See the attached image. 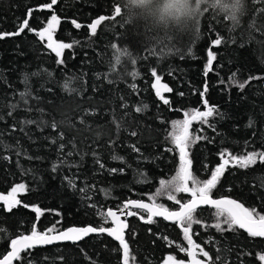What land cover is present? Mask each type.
Here are the masks:
<instances>
[{"label":"trees","instance_id":"16d2710c","mask_svg":"<svg viewBox=\"0 0 264 264\" xmlns=\"http://www.w3.org/2000/svg\"><path fill=\"white\" fill-rule=\"evenodd\" d=\"M50 2L0 0V33L16 31L17 25L28 18V10L33 9L31 28L41 30L55 13L60 19L55 38L69 44L79 41L64 50L61 57L64 63L57 65L55 53L45 47L35 32L26 29L19 36L0 39V116H3L0 119V140L3 141L0 195L19 183L27 189L17 194L21 203L10 212L4 210L0 201V253L8 251L11 238L30 234L33 224L41 232L52 226L57 230L73 225L99 227L100 212L117 209L129 199L149 201L160 187V180L171 179L179 168L178 150L168 151L174 148L168 133L172 131V122L183 120L185 112L205 110L199 95L205 82L208 91L203 99L209 106H215L219 114L208 117L206 124L194 121L191 125L193 135L204 137L188 149L192 174L201 181L209 179L211 170L221 162L222 151L235 156L264 151V35L249 27L254 17L258 24H264V14L260 12L264 9V0H247L246 14L235 27L222 17L205 14L199 23V36L196 30L186 33L175 42L172 51H163V54L147 28L126 23L121 15L103 21L96 35H90L87 25L100 15L111 16L113 4L119 0H57L51 9L39 7ZM73 19L81 25L79 29L71 23ZM217 36L223 42L213 46L211 41ZM113 43L121 50L127 48L136 64L127 57H122L117 64L116 50L111 48ZM209 48L216 59L213 70L205 76L203 69ZM152 49L156 50L155 54ZM152 67L161 75V83L173 90L162 93L170 101L168 105L151 88L155 81L151 76ZM43 69L51 72L52 77L30 76L33 95L40 100L31 99L28 106L21 103L9 116V105L17 103L18 93L24 90L23 74ZM133 71L139 73L136 79L131 75ZM234 73L239 82L248 80L250 75L259 79L250 80L241 90L229 79ZM105 74L113 83L107 82ZM70 77H80L74 83L70 81V87L80 89L81 94L69 95L62 90L65 79ZM131 84L136 85V90ZM124 103L128 105L126 109L121 108ZM141 103L148 106L147 110L136 113L134 107ZM26 107L32 110L26 111ZM39 108L44 109L43 116L37 111ZM85 109L93 114L85 115ZM81 117L86 125L79 123ZM114 117L123 124L119 133L112 123ZM250 117L254 125L248 127ZM25 119H43L49 125L53 120L66 123L55 131L50 126L36 124L25 125L21 131L20 121ZM61 131L63 140L57 138ZM130 131L138 134L130 136ZM53 138H57L56 143L52 142ZM73 139L75 148L70 143ZM61 143L65 148L58 154ZM130 145H135L140 152L133 151ZM70 151L72 156L67 155ZM94 151L105 165L103 169L95 162ZM78 152L87 153L83 160ZM113 154L124 157L126 163L113 160ZM61 159L67 164L53 171V163ZM112 168L123 172L110 173ZM69 180L75 183V188ZM262 180L264 163L259 160L248 168L228 165L211 196L230 197L264 214ZM81 188H87V192L82 193ZM102 188L109 189L111 195L106 197L100 191ZM175 195L182 203L189 198L185 192ZM157 202L169 209L179 206L166 195L157 197ZM32 206L41 209L38 220ZM215 211L209 207L196 210L201 223L192 226L194 242L209 252L215 264H264L259 259L264 254V239L250 237L238 227L217 231L213 227ZM138 212L146 217L144 212ZM153 220V223H143L136 215L128 218L125 240L130 249L129 264H161L167 254L177 259L189 258L186 252L180 251V247H187L181 228L159 218ZM118 248L119 243L105 234L90 235L77 243L34 248L22 254V261L13 264H28L29 260L34 264H122V250L116 251Z\"/></svg>","mask_w":264,"mask_h":264},{"label":"snow or ice","instance_id":"6c2138e0","mask_svg":"<svg viewBox=\"0 0 264 264\" xmlns=\"http://www.w3.org/2000/svg\"><path fill=\"white\" fill-rule=\"evenodd\" d=\"M57 3V0H51L50 3L39 6L40 8L51 9L53 5ZM114 11L111 16L100 15L99 18L93 19L91 24L87 25V28L90 31V35L94 36L97 33V28L101 23L105 20H114L116 17L121 15V7L119 3L113 4ZM33 9H29L27 12L28 18L23 19L22 23L17 25V30L14 32H2L0 33V39L9 36H19L26 29L30 32H35V34L39 37L40 41L43 42L47 39V44L45 47L51 52L55 53L57 57L56 63L57 65H61L64 63V60L61 59L64 50L68 48H72L73 44H79V41H73L72 44L57 42L53 39V34L56 31L57 25L60 23V19L58 16L53 13L50 18L47 20V24L39 31L30 27L29 20L32 16ZM260 12L264 14V9H261ZM216 16V15H215ZM224 20L226 18H223ZM75 28L79 29L81 25L77 23L75 19L71 21ZM238 24H233L235 27ZM249 27L255 29L261 35H264V24H258L257 18L254 17L249 24ZM197 36H199V26L196 29ZM223 42V38L217 36L214 40L211 41L213 46L221 45ZM243 47V45H241ZM111 48L115 49V61L117 64L120 63L122 57H127L131 60L133 65L136 64V59L132 58V54L128 51L127 48L121 50L117 47V44H111ZM152 54H155V49H152ZM161 54H163L162 49H160ZM172 51V48L169 49ZM179 52V49H176ZM188 54L191 55V49L189 48ZM181 58H183V54L181 53ZM216 59V54L209 48L207 51V63L204 66L203 73L205 76L209 74L213 70V61ZM111 72V66H110ZM170 74V73H169ZM42 75H47L49 78L52 77V73L47 69L38 70L31 74H23L22 83L24 84V90L18 93L19 101L17 103H13L9 105L11 109L8 112L9 116H12L13 111H15L20 104L22 103L25 106L29 105L31 99H35L37 101L40 100V97L34 96L31 90L30 84V76L32 77H40ZM133 79H136L139 76V73L133 71L131 73ZM151 76L155 78V81L151 84V88L155 90V95L163 102V104L168 105L170 101L166 99L162 93H169L173 90L166 83H161V75L157 74L156 67L151 68ZM236 74L234 73L229 79L232 83L236 84L241 90L244 89L246 84L250 80L259 79V77L249 76L248 80L239 82L235 79ZM100 77V74H97V78ZM80 79V77H70L66 78L62 90L68 92L69 95L75 93L77 95L81 94L80 89L70 87L71 83H74L76 80ZM105 79L108 83H113V80L108 79V74H105ZM43 87V85H41ZM130 87L133 90H136V85L131 84ZM50 91V89H49ZM208 91V84L205 82L204 90L199 93L202 98V103L205 108L204 111H200L199 109H192L184 113V119L180 121L172 122V131L168 133L170 138V142L174 145V148H169L168 151H176L179 153V168L176 170L174 176L171 179H161L159 184L160 187L157 189L156 193L149 197L150 203H145L143 201L138 200H127L123 202L122 206H118L116 210L112 208H108L105 211L100 212V216L102 219V223L99 227L87 226V227H71L67 230L57 231L55 226H52L45 231H38L36 224H33L30 234H19L15 238L10 239V250L7 251L6 254L0 253L2 255V259H0V264H13L14 261H22L24 253H29L30 250L34 249L37 246L51 245L57 241H78L88 236L90 233H106L108 236L112 237L114 240L119 242V248L116 251L122 250V264H129L130 259V249L129 244L125 240V229L129 226L128 224L121 219L122 215L126 216H135L138 215L136 211L132 209L142 210L146 212L147 219L146 223H153L154 217L162 216L165 220L173 221L178 227L181 228L183 232L184 240L187 242V247H180V251L186 252L189 257L188 264H215V261L212 260V257L209 255V252L206 251L199 244L195 243L191 234L193 224H200L201 221L196 217L195 213L199 205H210L215 208V217L216 223L213 225L217 229V231H231L235 230L237 227L239 229H244L250 237H264V214H260L256 211V209L245 207L242 203L237 202L234 199L230 198H220L213 199L211 196L212 190L217 186L218 181L223 175L225 168L230 163L239 166L240 168H248L257 163L259 160L261 163H264V151H253L249 152L246 155L235 156L227 153L226 151H222L220 153L221 162L211 170V177L206 180L197 179L192 172L190 171L192 166V161L189 159L188 149L192 144H194L197 140L203 139L204 137L195 136L190 132L191 125L194 121L199 122L201 124L208 123V117L213 116L214 114H219L218 109L215 106H209L208 101L203 99L206 92ZM183 95V93H180ZM128 105L126 103L121 105V108L126 109ZM146 104H139L134 107V111L136 113H142L147 110ZM26 111H31L30 107L25 108ZM41 113V116L44 114V109H37ZM85 115L93 114L90 110H84ZM127 115V113H125ZM0 119H3V116H0ZM66 123L61 120L59 122L53 120L49 125L47 121L41 119L37 120H29L25 119L20 121L22 125L21 131H23V126L36 124L39 126H50L54 131L58 130L60 125ZM80 124L86 125V121L83 117L79 120ZM113 125L116 128L117 133L121 131L123 128V124L121 120L116 119L115 117L112 120ZM254 125V120L250 117L248 122V127ZM69 127H75L74 125L69 124ZM87 130V127H86ZM126 130V129H125ZM137 131H130V136H136ZM99 136V133H97ZM59 140L64 139V133L61 131L58 133ZM53 138L52 142L56 143V139ZM72 143L73 148L76 147L75 140L70 141ZM0 144H3V141L0 140ZM5 147H11L10 145H4ZM133 148V151L139 153L140 149L135 145H130ZM65 148V145L61 143L58 148V154L62 153ZM20 155L21 153L18 151L17 153ZM26 154V153H25ZM80 155L81 160L84 159V155L87 153H76ZM68 156H72L73 152H68ZM92 155L95 158V162L99 164L100 168L103 169L105 165L100 163L97 153L94 151ZM227 156V158H226ZM7 159V157H4ZM113 160H119L122 163H126L124 157L113 154L111 157ZM143 158V157H142ZM67 164L65 159L59 160L57 163H53L52 170L56 171L58 167L64 166ZM72 166V165H68ZM117 171L123 172V169H109L110 173H115ZM69 184L71 187L75 188L76 185L72 180H69ZM262 186H264V180H262ZM26 185L20 183L11 188V190L7 193V195H0V201L3 202V208L5 211L10 212L12 209L16 208L20 205L21 201L17 198L18 193L25 192ZM82 193L87 192V188L79 189ZM101 192L104 193L106 197L111 195L109 189L102 188ZM191 193L192 199L186 203L180 202L175 193ZM166 195L167 199L170 201H175L179 204V210H169L165 205L157 202V197ZM28 207V205H25ZM32 211L36 213L37 220L39 219L41 213V209L36 206H32ZM141 219H143V215H141ZM111 222V227H105L104 225ZM226 226V227H225ZM179 247V245H178ZM199 255H202L205 259L201 260L198 258ZM219 259V257H217ZM259 259L264 261V254L259 255ZM28 264H34L32 260L28 261ZM165 264H185L183 260L177 261L175 257L172 255L167 256L165 260Z\"/></svg>","mask_w":264,"mask_h":264},{"label":"clouds","instance_id":"9594fccd","mask_svg":"<svg viewBox=\"0 0 264 264\" xmlns=\"http://www.w3.org/2000/svg\"><path fill=\"white\" fill-rule=\"evenodd\" d=\"M119 5L126 23L147 28L155 46L167 51L182 35L196 30L205 14L239 24L246 14L247 0H119Z\"/></svg>","mask_w":264,"mask_h":264},{"label":"water","instance_id":"95a60500","mask_svg":"<svg viewBox=\"0 0 264 264\" xmlns=\"http://www.w3.org/2000/svg\"><path fill=\"white\" fill-rule=\"evenodd\" d=\"M204 111V110H203ZM189 198H188V200L186 201V202H188L189 200H191L192 199V196H191V193H185ZM213 199H220V198H230V197H212ZM230 199H232V198H230ZM138 201H142V200H138ZM143 202H145V203H150L149 201H143ZM186 202H184V203H186ZM238 202V201H237ZM203 207H209V208H213L212 206H210V205H199L198 206V208H203ZM197 208V209H198ZM215 209V208H214ZM107 210V209H106ZM113 210H116V209H113ZM133 211H136L137 213H138V215H136V216H138L139 218H140V220L143 222V223H146L145 221H146V219H147V214H146V212H144L145 214H146V217L145 218H143V219H141V215L139 214V212L138 211H142V210H138V209H132ZM169 210H172V211H175V210H179V206L176 208V209H169ZM106 212V211H105ZM143 212V211H142ZM129 217H131V216H126V215H122L121 216V219L122 220H124L127 224H128V218ZM154 218H159V219H162V220H164V221H166V222H168V223H174L173 221H170V220H165L162 216H157V217H154ZM109 223H110V225L109 226H105V227H111L112 226V224H111V222L109 221ZM87 226H91V225H85V226H78V225H73V226H69V227H66V228H63V229H60V230H67L68 228H71V227H77V228H80V227H87ZM60 230H57V231H60ZM126 230L127 229H125V233H126ZM242 231H244V232H246L244 229H241ZM247 233V232H246ZM99 234H105V235H107L106 233H90L88 236H90V235H99ZM88 236H85L84 238H82L81 240H83V239H85L86 237H88ZM108 236V235H107ZM110 237V236H109ZM15 238V237H14ZM111 239H113L112 237H110ZM258 238H261V239H264V237H258ZM81 240H78V241H75V242H73V241H57V242H54L53 244H51V245H55V244H64V243H77V242H79V241H81ZM114 240V239H113ZM114 241H116V240H114ZM117 243H119L118 241H116ZM45 246H50V245H44V246H37V247H45ZM37 247H35V248H37ZM8 250H10V244H9V249ZM7 253V252H6ZM5 253V254H6ZM0 259H2V257H0Z\"/></svg>","mask_w":264,"mask_h":264},{"label":"rangeland","instance_id":"374dc122","mask_svg":"<svg viewBox=\"0 0 264 264\" xmlns=\"http://www.w3.org/2000/svg\"><path fill=\"white\" fill-rule=\"evenodd\" d=\"M46 24H47V22H46ZM46 24H45V25H46ZM53 39L56 40L57 42H62V41L56 39L55 36H54V34H53ZM44 42H45V44H47V39H45ZM62 43H64V42H62ZM53 53H54V52H53ZM226 152H227V151H226ZM227 153H228V152H227ZM229 154H230V153H229ZM245 155H246V154H245ZM226 158H227V156H226ZM229 165H232V164L230 163ZM227 166H228V165H227ZM19 184H20V183H19ZM16 185H18V184H16ZM14 186H15V185H14ZM14 186H13V187H14ZM10 190H11V189H10ZM10 190H9V191H10ZM9 191H8V192H9ZM8 192H7V193H8ZM7 193L1 194V195H7ZM169 255H171V254H167V255L165 256V258H164V260L162 261L161 264H165V260H166L167 256H169ZM173 257H174V256H173ZM198 258L201 259V260H203V259L200 257L199 253H198ZM175 259H176L177 261L183 260V261L185 262V264H188V261H189V258H187V259H177V258H175Z\"/></svg>","mask_w":264,"mask_h":264}]
</instances>
